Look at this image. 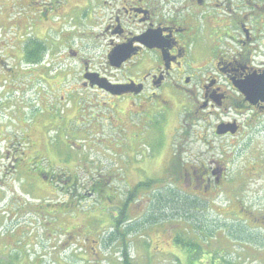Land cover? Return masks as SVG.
<instances>
[{
    "label": "rangeland",
    "instance_id": "1",
    "mask_svg": "<svg viewBox=\"0 0 264 264\" xmlns=\"http://www.w3.org/2000/svg\"><path fill=\"white\" fill-rule=\"evenodd\" d=\"M176 1L168 0L171 4ZM186 6L193 17L202 11ZM25 12L26 0H0V40L9 45L0 47V60L10 66L9 75L0 67V142L4 141L0 144V170L7 172L17 161L13 163V158L25 154L21 170L16 168L14 177L3 179L4 183H15L24 203L16 200L15 219L1 215L0 221L7 233H23L17 236L8 258L0 259V263L122 264L126 255L133 264H264V142L256 149L263 172L250 180L252 147L242 143V138L217 137L215 147L222 145L227 151L226 188L214 193L208 203L201 201V195L184 183V170L206 161L211 153L196 141L194 132L198 133V128L186 126L197 122L191 120L187 104L180 109L169 108L167 119L158 114L151 117L149 112V121H137L135 114H130L120 123L124 130L121 134L120 128L111 123L110 100L80 88L79 60L68 54L79 39L86 43L80 46V58L87 57L97 66L103 63V39L70 36L72 25L57 19H53L55 29L51 21H45L40 24L39 36L35 30L27 35ZM87 26L98 30L97 24ZM196 26L192 21L193 31ZM81 29L90 34L89 28ZM56 35L67 42L45 49V42L59 43ZM45 50L47 56H55L53 63L60 65L57 78L61 84L54 92L45 88L43 94V89L29 87L25 68H30L22 64L43 59ZM205 70V74L210 72ZM28 98L33 103L38 101L43 109L25 108ZM117 102V110L122 108L126 114L136 109L130 99ZM50 119L63 125L52 127ZM254 120L264 125V114L257 113ZM78 122L82 124L78 126ZM43 125L47 127L43 129ZM217 132L224 134L222 129ZM208 140L213 142L211 136ZM41 142L48 147L43 148V143L39 146ZM231 143H237L236 148ZM5 146L14 151V157H4ZM36 154L42 159L33 160ZM34 168L43 175L35 173ZM29 172L35 177L25 175ZM70 173H75L73 186L68 183ZM51 174H64L61 182L69 180L53 184L47 181ZM19 178L32 179L25 183L18 182ZM94 184L102 191H91ZM1 185L0 190L7 189ZM4 193L8 200L9 194ZM123 204H127L124 215L120 212Z\"/></svg>",
    "mask_w": 264,
    "mask_h": 264
},
{
    "label": "flooded vegetation",
    "instance_id": "2",
    "mask_svg": "<svg viewBox=\"0 0 264 264\" xmlns=\"http://www.w3.org/2000/svg\"><path fill=\"white\" fill-rule=\"evenodd\" d=\"M189 1L178 0L171 4L168 0H72L71 3H65L64 0H26L27 12L24 18L28 26L27 35L35 30L39 36L45 21H51L55 29L57 26L53 19H57L65 21L68 26L72 25L70 36L78 35L79 38L83 34L89 40L103 39V63L97 66H93L87 57L80 58V46L86 43L79 42V39H75V49H68V54H73L75 60H79L80 88L95 97L110 100L112 107L109 108L113 111L111 123L120 128L121 134L124 131L121 121L126 120L130 114L134 113L137 121H149V112L151 117L158 114L167 119L169 108L180 109L187 104L191 120L196 119L197 122L186 126L192 130L198 128L194 137L211 154L206 161L185 169L183 180L191 191L201 195V201L208 203L214 193L226 188L227 151L222 145L215 147L217 137L242 138V143L251 146L253 151L248 160L250 180L256 179L263 172V163H260L256 149L264 142V125L254 120V117L257 113L264 114V0ZM186 5H193L202 11L193 17ZM69 20L72 24L67 23ZM192 21L197 23L195 31L191 27ZM87 23L97 24V32L91 30ZM82 27L89 28L90 34L83 33ZM56 38L60 40L59 43L54 44L52 40L50 44L45 42V49L65 42V39L57 35ZM0 47L8 48L9 45L1 39ZM199 48L203 51L200 52ZM46 53V50L43 51V61L22 64L30 68H25L29 87L35 91L43 89V94L46 93L45 88L54 92L61 84L60 78H57L60 65L53 63L54 55L47 56ZM0 67L10 74L8 61L0 60ZM209 69V73L203 72ZM7 79L10 78L7 76ZM111 89L125 92L120 96L113 95ZM2 96H5V92ZM123 99H130L136 109L127 114L122 108L117 110V101ZM24 106L43 109L38 101L33 103L31 98H28ZM18 110L21 111V107ZM158 115L154 116L156 120ZM104 119L111 124L108 118ZM48 123L52 127L63 125L57 124L54 119ZM210 123H213L211 128ZM81 124L77 123L78 126ZM42 127L44 129L47 125ZM219 129L224 130L223 135L218 134ZM209 136L213 142L208 140ZM259 136L263 138L262 141L256 139ZM24 137L27 135L24 134ZM8 146L4 147V157L7 158L8 154L14 157V151H9ZM45 146L48 147L43 143V148ZM236 146L237 143H231L233 149ZM22 156L13 158V163L17 161L7 172L0 170L1 188L7 187L6 190H0V217L3 215L5 219L10 215L12 219L16 218L13 209L16 200L24 203L21 193L14 188L15 183L10 180L3 182L7 175L8 178L14 177L16 168L21 170L24 162ZM40 159L38 154L33 157V160ZM31 160L29 157L27 164H32ZM34 169L35 173L43 175V172ZM25 175L34 176L31 172ZM62 176L64 174H51L47 181L53 184L68 182L69 178L61 182ZM69 177V186L75 185V173H70ZM42 178L47 177L45 175ZM31 179L19 178L18 182L29 183ZM91 191L99 193L102 191L101 186L96 187L94 184ZM4 192L9 194L8 200H5ZM38 194L44 197L42 192ZM236 201L233 202L235 208H238ZM58 207H62L61 204ZM21 233L15 230L7 233L0 221V259L8 258L11 246Z\"/></svg>",
    "mask_w": 264,
    "mask_h": 264
},
{
    "label": "trees",
    "instance_id": "3",
    "mask_svg": "<svg viewBox=\"0 0 264 264\" xmlns=\"http://www.w3.org/2000/svg\"><path fill=\"white\" fill-rule=\"evenodd\" d=\"M122 207H123V209L120 210V212H121L122 215H124V213H125V210H124V209L127 207V204H123ZM167 207H171V206H167ZM167 207L164 208V209H167ZM162 209H163V207H162ZM162 209H161V210H162ZM122 215H120V217H121ZM113 225H116V226H117V224H113ZM113 225H112V226H113ZM114 227H115V226H114ZM112 238H113V239H116L114 236H112ZM121 238L123 239V237H121ZM122 264H133V262L129 261L128 258H127V256L124 255V258L122 259Z\"/></svg>",
    "mask_w": 264,
    "mask_h": 264
},
{
    "label": "water",
    "instance_id": "4",
    "mask_svg": "<svg viewBox=\"0 0 264 264\" xmlns=\"http://www.w3.org/2000/svg\"><path fill=\"white\" fill-rule=\"evenodd\" d=\"M118 88H119V87H118ZM111 91H113V90L111 89L110 92H111ZM124 92H125V91H123V90L120 91V92H115V91H113L112 94H113V95H117V94L124 93Z\"/></svg>",
    "mask_w": 264,
    "mask_h": 264
}]
</instances>
